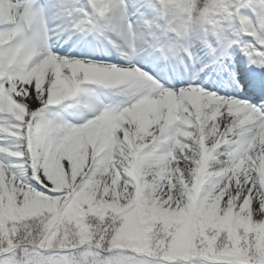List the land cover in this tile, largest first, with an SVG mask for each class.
<instances>
[{"label": "snow or ice", "instance_id": "obj_1", "mask_svg": "<svg viewBox=\"0 0 264 264\" xmlns=\"http://www.w3.org/2000/svg\"><path fill=\"white\" fill-rule=\"evenodd\" d=\"M0 264H264V0H0Z\"/></svg>", "mask_w": 264, "mask_h": 264}]
</instances>
